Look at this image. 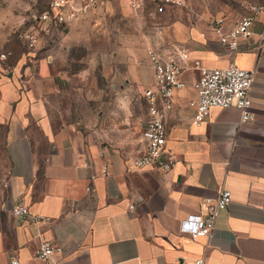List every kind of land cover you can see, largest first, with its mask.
I'll use <instances>...</instances> for the list:
<instances>
[{
	"label": "crops",
	"instance_id": "crops-1",
	"mask_svg": "<svg viewBox=\"0 0 264 264\" xmlns=\"http://www.w3.org/2000/svg\"><path fill=\"white\" fill-rule=\"evenodd\" d=\"M221 15L225 30L243 16L222 12L202 25L174 19L152 48L163 56L189 52L186 87L176 91L166 119L167 150L176 158L168 172L135 164L147 146L143 92L155 79L150 56L143 60L136 45L124 68L143 86L142 97H94L92 77L82 82L90 90L74 96L82 73L49 54L33 65L20 61L0 78V264H45L37 251L49 240L60 248L51 257L56 264H192L198 257L264 264V14L236 51L213 29ZM74 30L73 42L81 38ZM196 61L254 71L252 120L242 123L240 110L229 107L195 122ZM224 188L232 201L213 234L182 232V219L205 213ZM21 203L29 216L13 214Z\"/></svg>",
	"mask_w": 264,
	"mask_h": 264
},
{
	"label": "rangeland",
	"instance_id": "rangeland-1",
	"mask_svg": "<svg viewBox=\"0 0 264 264\" xmlns=\"http://www.w3.org/2000/svg\"><path fill=\"white\" fill-rule=\"evenodd\" d=\"M51 1L0 0V51L8 55L0 61V78L7 76L20 61L33 65L35 60L49 54L68 63L71 72L82 73V80H76L74 88L77 97L85 94L84 89L90 90V84L82 83L90 77L94 80V97H142L143 86H138L132 80L133 72L124 68L135 45L144 60L174 19L190 18L192 24L202 25L218 13L242 16L247 14L250 4L264 2L186 0L184 6L168 8L166 14L158 15L155 0H138L137 4L134 0H100L94 7L74 15V6L77 8L80 1L69 0L64 8V22L45 31L38 17ZM71 26L81 37L74 42L69 33ZM5 133V125L0 124V161L4 157Z\"/></svg>",
	"mask_w": 264,
	"mask_h": 264
},
{
	"label": "built area",
	"instance_id": "built-area-1",
	"mask_svg": "<svg viewBox=\"0 0 264 264\" xmlns=\"http://www.w3.org/2000/svg\"><path fill=\"white\" fill-rule=\"evenodd\" d=\"M79 1L82 3L79 5V2L77 8L74 6V15L94 7L100 0ZM134 1L137 4L138 0ZM154 2L155 13L161 15L169 7L184 6L186 0H155ZM68 4L69 0H52L50 7L38 17L40 24H44L42 29L48 31L53 25L64 22V8ZM263 14L264 3H253L249 5L248 13L244 14L229 30H225L226 20L223 15L216 16L212 20L213 29L220 43L231 51H236L239 41L252 35L255 23ZM33 40L32 38V45H34ZM149 56L155 69V79L153 84L143 92L148 113L147 127L143 132L147 146L145 151L135 159V164L139 168L157 165L162 171L168 172L175 164L176 158L171 151L167 150L166 119L174 105L176 91L186 87L184 73L189 52L183 50L179 56H163L154 49H150ZM7 58V53L0 51V61ZM195 64L200 70V78L195 84L197 98L193 102L196 123L204 122L213 108L236 107L241 112L242 123L253 119L250 93L255 78L254 71L244 69L237 64L210 68L203 66L199 61ZM107 172L108 166L104 164L102 174L106 175ZM93 177L95 178L96 175ZM231 201L232 192L229 189H222L217 197L208 203L205 213L191 214L182 219L181 231L189 234L193 239L211 236L218 215L228 207ZM132 207L134 205L130 208ZM12 212L15 216L21 217L31 214L28 206L23 203L15 206ZM57 251H60V248L54 246L50 240L44 241L37 251V256L45 264H56L51 261V257ZM12 264H19V261L15 260ZM192 264H207V261L204 257H198Z\"/></svg>",
	"mask_w": 264,
	"mask_h": 264
},
{
	"label": "trees",
	"instance_id": "trees-1",
	"mask_svg": "<svg viewBox=\"0 0 264 264\" xmlns=\"http://www.w3.org/2000/svg\"><path fill=\"white\" fill-rule=\"evenodd\" d=\"M50 6H48L45 10H47ZM44 11V10H43Z\"/></svg>",
	"mask_w": 264,
	"mask_h": 264
}]
</instances>
